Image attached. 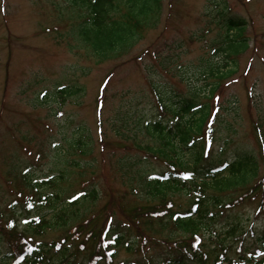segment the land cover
<instances>
[{
	"label": "rangeland",
	"instance_id": "374dc122",
	"mask_svg": "<svg viewBox=\"0 0 264 264\" xmlns=\"http://www.w3.org/2000/svg\"><path fill=\"white\" fill-rule=\"evenodd\" d=\"M70 1L0 0V224L3 227L15 219L23 232L28 224L22 226L19 223L24 219L27 223V217L36 219L35 213H40V209L47 208L49 212L52 209V205L40 203L37 195L32 193L34 208L27 213L28 216L18 212L12 218L14 211L10 212L9 201L30 194L21 188L23 180L13 178L14 174L17 175L16 161L19 172L33 163L21 140L27 136L31 141L30 150L45 155L35 169L38 180H45L57 172L54 168L63 167L51 165L50 158L60 162L58 154L66 152V147L73 150L69 143L50 144L48 140L58 142L67 138L70 142L73 132L80 126L91 143V149L85 157L75 159L81 166L86 162L93 166L94 176L99 177L92 185L95 184L99 198L94 203L81 201L70 206L71 211L75 210L72 214H79L70 219L67 228H54L36 239L58 241L65 233H73L74 226L81 228L79 231L84 234L92 232V240L86 247L93 249L99 243L100 229L106 224H128L127 211L141 205L139 200L143 195L138 196L137 190L133 189L138 183L136 179L143 173L149 174L150 169L157 173L167 170L162 162L146 156L144 150L130 149L155 147L156 144L142 133L137 123L158 113L151 100L149 82L167 81L182 95L196 89L198 99L208 105L209 116L214 118L210 122L214 130L213 153L225 160L234 153H252L257 166V176L252 183L257 182L259 188L263 187L258 180L264 178V0H163L158 26L147 31L122 61L102 65L93 64L83 57L82 52L69 50L67 35L61 37L66 32L63 31L66 26L64 8ZM218 3L221 6H214ZM222 9L227 11L226 17L243 20V38L247 43L239 48L232 63L226 58L232 69L236 67L235 72L227 80L218 82L214 78H204L209 61L223 62L222 56L214 57L216 54L211 45L218 46L224 40L229 47L237 34L234 29L230 35L232 38L226 37L216 16ZM75 80L83 88L81 95L65 99L63 103L59 98L47 100L48 103L37 99L44 92L53 96L57 88L73 84ZM216 83L220 84L218 90L208 99L207 90ZM164 119L168 120L169 116L165 115ZM53 145L61 148L58 154L53 152ZM126 157L146 160L124 174L125 171H119L121 169L118 170L117 166L121 164L120 159ZM66 172L69 173L67 181L59 184V189L63 202L70 205L75 193L89 188L91 184L85 180L93 176L89 174L85 179L80 178L79 171L70 168L63 170L62 174ZM260 191L255 194L256 199H245V203L252 204L234 211L240 221H244L245 229L252 226L257 231L264 227V211L257 212L258 205L264 203V195L259 197ZM15 193L22 194L15 196ZM169 202L172 208L166 203L163 208L167 207L165 210L170 212H181L191 204L188 196L180 195L173 196ZM155 209L161 210L160 205ZM43 213L48 214L47 211ZM198 235L199 243L210 250L207 235L203 232ZM244 239L245 247L254 245L250 235ZM183 242L189 244L186 238L180 242L182 246ZM236 245L234 243V247ZM160 247L165 246L161 243ZM235 250L231 254L233 258H237ZM3 253L4 246L0 244V255ZM140 253L129 257L118 248L117 258L119 261H133ZM77 260L84 263L81 257Z\"/></svg>",
	"mask_w": 264,
	"mask_h": 264
},
{
	"label": "trees",
	"instance_id": "16d2710c",
	"mask_svg": "<svg viewBox=\"0 0 264 264\" xmlns=\"http://www.w3.org/2000/svg\"><path fill=\"white\" fill-rule=\"evenodd\" d=\"M162 4L163 0H71L64 8L63 21L66 22V26L63 31L66 32L61 37L67 35L69 50L82 52L83 57L91 60L95 65L122 61L136 48L147 31L158 26L162 15ZM214 6L221 5L218 3ZM226 12L222 9L216 14L219 18L218 22L225 29L227 38L234 29L237 30V34L229 47L224 40L218 46L211 45L214 48L213 53L216 54L214 57L222 56L223 62L209 61L204 70L205 79L210 77L218 82L227 80L235 72L236 67L232 69L229 63L233 62L232 58L237 56L239 48L247 43L243 38V20L226 17ZM76 80L72 82L73 84L57 88L53 96L44 92L37 99L39 101L44 99L46 102L43 103H48L47 100L53 101V98H59L63 103L65 99L79 96L83 88ZM219 85L216 83L213 87L209 86L206 96L208 99L212 98ZM148 88L158 113L153 118L138 120L137 123L142 133L156 144L155 147L137 146L130 149L144 150L146 156L162 162L168 168L158 173L150 169L149 174L143 173L136 179L138 183L133 189L137 190L138 196L143 195L139 200L141 205L127 211L129 223L106 224L100 229L99 243L93 249L86 247L92 240V232L84 234L79 231L81 228L74 226L73 233L68 235L65 233V236H61L58 241L44 244L42 242L44 239H41L37 242L36 237L42 238L46 231H53L56 227L67 228L70 225V219H75L79 214H72L75 210L71 211L70 206H75L81 201V203L87 201L94 203L98 200L99 192L95 184H92L99 176H94L96 174L91 164L87 162L82 164L85 166L82 170L79 162L91 149V143L83 134L81 126L73 132V139L70 142L67 138L66 141L61 138L58 142L48 140L50 144L69 143L73 150L66 147V152L62 151L58 154L61 148H54L53 145L52 150L59 155L60 162H55L53 157L50 158V163L53 166L63 167L54 168L57 172L46 180H38L35 172L36 164L43 161L45 155L35 149L30 150L31 141L26 136L21 143L33 159V163L19 172L16 161L17 175L14 174L13 178L23 180L24 185L21 188L29 192V195L32 193L37 195L40 203H45L46 206L52 205V209L50 212L47 208L40 209V213H35L36 219L27 217L28 226L23 232L17 230L14 221H9L7 227L0 224V244L4 246V253L0 255V264H72L70 263L72 257L74 264H90L91 260L96 264H115L118 248H122L129 257L141 253L133 261L126 259L116 264H223L224 261H228L222 253L228 250L225 249L227 241L244 239L245 233L249 231L244 228V221L241 222L239 216L231 210L235 209L236 203L241 200H243L242 204L248 197L247 200L256 199L255 194L260 190L259 197L264 195V178L258 180L263 186L261 188L256 185L257 182L252 183L257 176L256 160L252 153L246 151L240 154L234 153L230 158L231 161L213 153L214 130L210 122L214 118L209 116L208 105L198 99L199 93L196 89L191 92L186 91L185 95H182L180 90L172 87L167 81L149 82ZM165 115L169 116L168 120L164 119ZM50 138L55 140L54 136ZM120 160L121 164H118L117 169L125 171V174L128 173V169L142 164L146 159L126 157ZM68 168L78 170L79 177L83 179L89 174L93 176L85 180L91 185L82 192V198L78 201L73 200L70 205L63 202L59 189V184H64L69 176V173L62 174V171ZM86 168L89 170L86 171ZM185 175L187 178L183 177ZM228 193L234 194L233 198L224 197ZM21 194L15 193V196ZM29 195H25L24 199L12 198L9 201L10 212L14 211L12 218L18 212L28 216L27 213L34 208L32 205L35 197L31 195L30 198ZM178 195L188 196L192 207L195 206L194 210L188 209L172 216V212L165 210L168 206L163 208L169 199ZM158 205L161 210L155 209ZM220 210L225 214L228 212L226 219H224L225 214L220 213ZM43 211H47L48 214L44 215ZM164 212L166 214H163ZM72 216L74 218H71ZM166 230H170L171 233ZM199 232L206 233L214 242L210 246L211 250L199 244L198 235H195ZM215 232L220 235H215ZM247 235L246 233L245 237ZM8 236L10 239H7ZM251 236L260 237L256 255L262 253V259L257 261L256 255H253L246 262L232 260L227 264H264V230H258ZM183 238L188 239L189 244L183 242L182 246L180 242ZM161 243L165 247H160ZM219 246H221L220 252L217 251ZM251 249L244 248L242 254L252 251ZM88 251L89 254L85 256ZM80 257L84 263L77 261ZM94 262L91 264H95Z\"/></svg>",
	"mask_w": 264,
	"mask_h": 264
},
{
	"label": "bare ground",
	"instance_id": "6f19581e",
	"mask_svg": "<svg viewBox=\"0 0 264 264\" xmlns=\"http://www.w3.org/2000/svg\"><path fill=\"white\" fill-rule=\"evenodd\" d=\"M42 242H43L44 244H47V243H49L48 241H45V240H42Z\"/></svg>",
	"mask_w": 264,
	"mask_h": 264
}]
</instances>
